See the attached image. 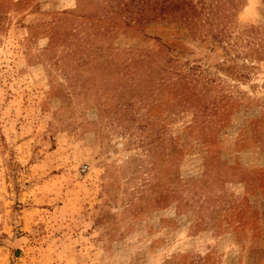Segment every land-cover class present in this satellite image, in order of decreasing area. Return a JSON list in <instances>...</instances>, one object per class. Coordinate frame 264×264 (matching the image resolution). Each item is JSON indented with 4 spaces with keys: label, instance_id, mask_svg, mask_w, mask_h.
Returning <instances> with one entry per match:
<instances>
[{
    "label": "rangeland",
    "instance_id": "obj_1",
    "mask_svg": "<svg viewBox=\"0 0 264 264\" xmlns=\"http://www.w3.org/2000/svg\"><path fill=\"white\" fill-rule=\"evenodd\" d=\"M130 1L0 0V264H264V0L221 19L225 53L157 16L134 22ZM89 49L109 65L168 57L178 76L199 65L207 106L110 120L101 83L67 86L84 62L62 55Z\"/></svg>",
    "mask_w": 264,
    "mask_h": 264
},
{
    "label": "trees",
    "instance_id": "obj_2",
    "mask_svg": "<svg viewBox=\"0 0 264 264\" xmlns=\"http://www.w3.org/2000/svg\"><path fill=\"white\" fill-rule=\"evenodd\" d=\"M241 2L242 0H131L130 5L131 8H135L137 13L134 22L142 25L153 21V17L157 16L158 22L172 24L177 27L178 31L184 30L185 35H188V37H200L201 41L209 43L210 48L218 47L225 53L227 47L220 43L226 37L225 31L227 28L226 23L222 22L221 19L228 18L231 14L230 10H235V6H239ZM144 11L154 12L155 15L145 17L143 16ZM247 49H249V52L251 51L250 46ZM247 49L244 52L245 56L250 55ZM90 50L80 56H75L73 52H66L62 55L66 61L71 60L78 64L85 63H83V69L77 70L72 76L67 77L70 81L67 86L71 91L86 94L87 90L95 89V85L101 83L102 85L99 86L110 93V98L113 100L112 115L109 114L110 120L119 121L123 119L135 104L143 103V105L150 107L153 104L161 106V102L173 98L175 101L169 104L170 107L178 104L179 99L186 98L192 104L196 116H199L207 106V104L201 103L202 93H196L193 90L195 84L204 81L201 79L203 75H201L199 65L191 64L187 67L186 73L178 76L179 69H175L169 64L172 59L168 57L164 59L163 65H158L152 58L151 53L143 52L142 57H137L134 60L130 58L129 61L119 66L109 65L106 58L102 60L98 58L100 53L91 55ZM93 56H96V58L93 59ZM89 61H95V64L87 68ZM78 64L75 69H78ZM217 65L218 67L222 66L219 69L228 70V73L229 69L232 68L231 66H233L231 64L224 65L223 62ZM85 70H91V72L86 73ZM83 72L86 75L83 79H80ZM236 75L239 77V74H235V77ZM89 79H97V81L89 83ZM206 85L207 80L202 83L205 90H207ZM178 94L182 95L176 99ZM148 99L150 100L148 101ZM216 103L212 102L209 109L216 111L218 107ZM101 104H104V102L102 101ZM100 110L102 113H109L107 107L102 106ZM201 136L203 139L207 138L205 132H202ZM175 152L176 146L169 144L162 156L165 159H170ZM211 158L210 156L209 159ZM168 194H170V191L166 188L165 195L168 196Z\"/></svg>",
    "mask_w": 264,
    "mask_h": 264
}]
</instances>
